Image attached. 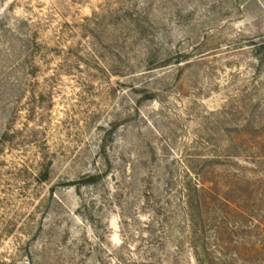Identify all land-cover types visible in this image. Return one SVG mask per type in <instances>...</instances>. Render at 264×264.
<instances>
[{"label":"rangeland","instance_id":"1","mask_svg":"<svg viewBox=\"0 0 264 264\" xmlns=\"http://www.w3.org/2000/svg\"><path fill=\"white\" fill-rule=\"evenodd\" d=\"M0 264H264V0H0Z\"/></svg>","mask_w":264,"mask_h":264},{"label":"trees","instance_id":"2","mask_svg":"<svg viewBox=\"0 0 264 264\" xmlns=\"http://www.w3.org/2000/svg\"><path fill=\"white\" fill-rule=\"evenodd\" d=\"M90 180H93L92 178Z\"/></svg>","mask_w":264,"mask_h":264}]
</instances>
